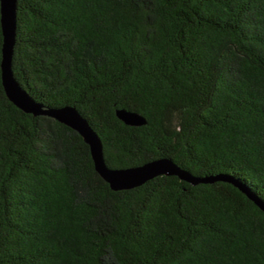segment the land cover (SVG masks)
Wrapping results in <instances>:
<instances>
[{"label":"trees","instance_id":"obj_1","mask_svg":"<svg viewBox=\"0 0 264 264\" xmlns=\"http://www.w3.org/2000/svg\"><path fill=\"white\" fill-rule=\"evenodd\" d=\"M2 43L0 24V264H264V0L16 3L11 69L35 101L74 106L110 168L212 181L113 190L76 130L8 99Z\"/></svg>","mask_w":264,"mask_h":264},{"label":"water","instance_id":"obj_2","mask_svg":"<svg viewBox=\"0 0 264 264\" xmlns=\"http://www.w3.org/2000/svg\"><path fill=\"white\" fill-rule=\"evenodd\" d=\"M16 3L17 0H0V24L3 36L1 81L5 94L12 103L24 112L33 115H47L76 130L89 146L95 170L109 183L113 190L137 187L157 175H177L179 178L192 183L213 180L212 177H194L167 158H159L142 165L126 168L108 167L104 160L100 138L74 106H44L35 101L14 78L11 59L16 35ZM116 114L127 125L139 126L146 122L142 116L133 112L119 110ZM216 178L227 180L225 177Z\"/></svg>","mask_w":264,"mask_h":264}]
</instances>
